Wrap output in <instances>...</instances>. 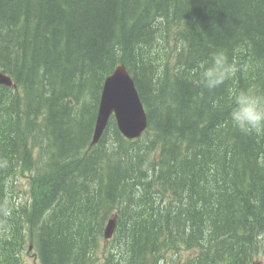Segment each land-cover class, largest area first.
Returning a JSON list of instances; mask_svg holds the SVG:
<instances>
[{
	"label": "trees",
	"instance_id": "1",
	"mask_svg": "<svg viewBox=\"0 0 264 264\" xmlns=\"http://www.w3.org/2000/svg\"><path fill=\"white\" fill-rule=\"evenodd\" d=\"M217 51L237 71L209 91ZM120 65L148 130L113 117L91 148ZM0 70V264L264 257V133L229 119L241 91L264 96V0H0Z\"/></svg>",
	"mask_w": 264,
	"mask_h": 264
},
{
	"label": "water",
	"instance_id": "2",
	"mask_svg": "<svg viewBox=\"0 0 264 264\" xmlns=\"http://www.w3.org/2000/svg\"><path fill=\"white\" fill-rule=\"evenodd\" d=\"M0 85L16 87L13 79L3 72H0ZM112 117L121 134L128 140L140 139L149 127L144 104L124 65H120L105 81L91 148L100 142ZM115 226V221L111 220L106 228L107 239L113 235Z\"/></svg>",
	"mask_w": 264,
	"mask_h": 264
},
{
	"label": "clouds",
	"instance_id": "3",
	"mask_svg": "<svg viewBox=\"0 0 264 264\" xmlns=\"http://www.w3.org/2000/svg\"><path fill=\"white\" fill-rule=\"evenodd\" d=\"M236 71L227 54L217 51L212 54L208 66L203 68L201 83L209 91L215 90ZM234 100L235 106L229 113L232 125L246 135L264 133V96L241 91Z\"/></svg>",
	"mask_w": 264,
	"mask_h": 264
},
{
	"label": "rangeland",
	"instance_id": "4",
	"mask_svg": "<svg viewBox=\"0 0 264 264\" xmlns=\"http://www.w3.org/2000/svg\"><path fill=\"white\" fill-rule=\"evenodd\" d=\"M107 226H108V225H107ZM28 261H29L30 264H34V261H35V260H34L33 256H29V257H28ZM259 263H264V257H261V258H260Z\"/></svg>",
	"mask_w": 264,
	"mask_h": 264
},
{
	"label": "bare ground",
	"instance_id": "5",
	"mask_svg": "<svg viewBox=\"0 0 264 264\" xmlns=\"http://www.w3.org/2000/svg\"><path fill=\"white\" fill-rule=\"evenodd\" d=\"M77 1V0H76ZM166 39V38H165ZM166 43V42H165ZM169 43V42H168ZM161 46V45H160ZM169 46V45H168ZM165 54V53H164ZM152 55V54H151ZM115 66V65H114ZM185 77V76H184ZM104 87V86H103ZM98 116V115H97ZM118 127V126H117ZM95 130V129H94ZM202 136V135H201ZM150 156V155H149ZM145 170V169H144ZM151 171V170H150ZM191 202V201H190ZM188 203H189V201H188ZM190 207H192V206H190ZM190 209V208H189ZM200 209V208H199ZM191 210V209H190ZM191 211H193V210H191Z\"/></svg>",
	"mask_w": 264,
	"mask_h": 264
}]
</instances>
